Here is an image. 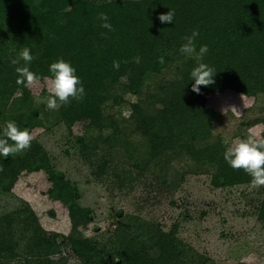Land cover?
<instances>
[{
    "label": "trees",
    "instance_id": "1",
    "mask_svg": "<svg viewBox=\"0 0 264 264\" xmlns=\"http://www.w3.org/2000/svg\"><path fill=\"white\" fill-rule=\"evenodd\" d=\"M169 10L175 13L172 23H161L158 15ZM101 12L114 31L100 26ZM193 30L199 32L197 50L208 46L202 62L217 72L215 83L200 86V94L191 91L190 73L197 63L179 51L182 37ZM25 47L34 57L28 66L40 82L50 75L51 63L61 58L69 62L85 89L83 100L51 110L46 103L34 104L25 92L17 97L6 92L27 88L16 83L15 68L24 62L11 63ZM136 56L139 64L132 62ZM114 60L120 62L119 70L112 67ZM171 66L173 77L161 78ZM227 90L264 97V0H0V138L6 121L30 133L62 124L70 134L81 122L99 134L111 129L96 138L100 143L75 138L98 178L113 176L121 186L148 174L170 193L186 175L207 176L215 189L250 185L248 174L224 160L227 145L213 134L216 115L206 107L209 95ZM126 95L141 100L132 106L129 119L118 121L105 113L108 102L120 106ZM149 98H161L163 108ZM252 124L264 128V117ZM0 169L4 195L11 194L22 174L43 173L49 185L45 195L66 209L70 223L66 235L46 232L28 204L1 215L0 264H69L71 257L77 264H93L98 258L101 264H144V259L167 264L162 254L177 264L209 262L177 237V225L164 232L158 223L122 211L111 231L85 236L93 211L80 205L78 184L55 168L36 139L22 154L0 155ZM257 220L264 222V201ZM163 237L172 242L165 246ZM130 243L138 248L136 254L128 251Z\"/></svg>",
    "mask_w": 264,
    "mask_h": 264
},
{
    "label": "rangeland",
    "instance_id": "2",
    "mask_svg": "<svg viewBox=\"0 0 264 264\" xmlns=\"http://www.w3.org/2000/svg\"><path fill=\"white\" fill-rule=\"evenodd\" d=\"M96 1V0H92ZM174 75V66L162 71L160 77L167 80ZM6 92L17 97L25 92L34 98L49 95L45 80L23 90L6 88ZM120 106H105V113H112L118 121L129 119L132 106L141 100L134 95H126ZM161 98H149L150 104L163 108ZM235 106L240 113L231 110ZM206 107L213 110L216 118L212 131L223 140L245 139L250 131L264 135L262 125H253L257 118L264 117V97L248 98L232 91L211 94ZM129 130V129H128ZM127 130V131H128ZM111 133L106 129L99 134L87 126L77 123L72 133L61 124L50 131L34 129L31 134L48 152L57 170L66 178L78 184L79 203L89 207L94 220L83 230L87 237L111 231L117 224V212L133 214L153 223H158L164 232L173 225L178 226L177 237L196 252L209 258L208 264H264V222L257 220V209L264 201V186L252 188L251 185L215 189L204 175H186L179 188L170 193L152 176H136L137 179L118 185L113 176L98 178L92 168L81 156L77 136L88 141L100 143ZM48 182L43 173L22 174L11 194L0 193V216L28 204L39 218L46 232L68 234L70 223L66 209L45 195ZM172 239L163 237L167 246ZM131 254L137 249L133 243L127 245ZM167 264H177L171 255L162 254ZM144 264H151L144 259ZM69 264H77L71 257ZM93 264H101L100 258Z\"/></svg>",
    "mask_w": 264,
    "mask_h": 264
},
{
    "label": "clouds",
    "instance_id": "3",
    "mask_svg": "<svg viewBox=\"0 0 264 264\" xmlns=\"http://www.w3.org/2000/svg\"><path fill=\"white\" fill-rule=\"evenodd\" d=\"M174 11L169 10L167 13L158 15L161 23H172ZM102 28L114 31L112 25L108 22L106 13H98L97 17ZM199 36L197 30H193L191 35L182 37L184 43L180 46L179 51L195 59L197 66L190 73V80L194 81L191 91L200 94V86L208 87L215 83L214 76L217 73L214 68L203 63V57L208 52L207 45H201L197 50L196 38ZM34 57L30 53V49L23 48L18 56L11 60L13 65H19L20 61L24 62V66L15 68L17 73V85L24 87H33L40 82V77L30 70L29 66ZM132 62L139 64L140 57H133ZM159 63H164L163 57H158ZM128 63V61H124ZM112 67L119 70L120 62L113 61ZM50 75L44 77L46 88L49 93L47 97L38 98L37 103H46V107L51 110L57 109L61 105H68L72 100L81 101L85 96V89L80 78L76 75V70L69 62L64 59H58L51 63L48 69ZM231 110L237 114L239 109L235 106ZM245 139L236 138L230 143L225 141L227 147L223 153L226 163L234 170L242 169L248 174L250 185L252 188L264 186V135L258 132H252ZM9 140L12 141L9 144ZM33 140L32 134L28 129L21 130L14 121H6L2 128V138H0V155L5 158L24 153L31 147ZM2 170V169H0Z\"/></svg>",
    "mask_w": 264,
    "mask_h": 264
}]
</instances>
